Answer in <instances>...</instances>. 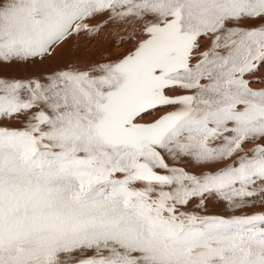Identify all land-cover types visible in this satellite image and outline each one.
Segmentation results:
<instances>
[{
    "label": "snow or ice",
    "instance_id": "1",
    "mask_svg": "<svg viewBox=\"0 0 264 264\" xmlns=\"http://www.w3.org/2000/svg\"><path fill=\"white\" fill-rule=\"evenodd\" d=\"M0 264H264V0H0Z\"/></svg>",
    "mask_w": 264,
    "mask_h": 264
},
{
    "label": "bare ground",
    "instance_id": "2",
    "mask_svg": "<svg viewBox=\"0 0 264 264\" xmlns=\"http://www.w3.org/2000/svg\"><path fill=\"white\" fill-rule=\"evenodd\" d=\"M116 39L117 36L114 34H109L108 29L100 32L94 39H86L82 35L79 41L73 40L71 42L72 47L66 46L62 51L58 53V56L55 59L47 61L46 66L50 65L52 67H55L61 60L69 59L74 54L75 46L77 44L79 47V54L82 57L98 59L101 56L108 54L109 52H111L113 56H118L124 53L130 47V45L125 43L117 47L113 43ZM24 70L25 69L23 68L20 69L21 72H23ZM215 203L216 202L214 201L209 202V209L211 211H214L218 214H228V210L224 207L223 204H216V206L214 207L213 205Z\"/></svg>",
    "mask_w": 264,
    "mask_h": 264
}]
</instances>
